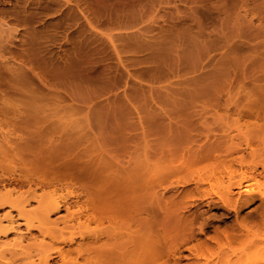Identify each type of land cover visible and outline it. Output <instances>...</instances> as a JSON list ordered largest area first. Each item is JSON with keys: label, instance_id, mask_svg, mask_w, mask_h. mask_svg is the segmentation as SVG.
I'll return each instance as SVG.
<instances>
[{"label": "bare ground", "instance_id": "bare-ground-1", "mask_svg": "<svg viewBox=\"0 0 264 264\" xmlns=\"http://www.w3.org/2000/svg\"><path fill=\"white\" fill-rule=\"evenodd\" d=\"M228 34L227 37L230 39ZM217 42H214L215 46L222 43ZM262 50L264 51V48ZM207 51L205 54H208ZM234 51L235 49L232 51L233 54ZM228 52L230 53V51L225 53ZM191 60L193 59H190V62ZM257 64L261 73L264 72L263 57ZM226 65L227 60L220 65L219 71L215 72L213 67L215 71H210L211 73L208 71L210 73L208 77L212 79V89L186 94L183 98V102L186 103L181 107L152 114L144 122L142 131L147 147H151L149 137L153 129H159L161 134L165 135L166 142L162 146H165L163 148L166 152H163L166 155L162 157L163 153L159 152L161 159L157 158L162 161L163 166L157 169L153 168L155 162L151 163L152 159L149 157L143 160L146 163L145 170L134 167L124 173L116 172L117 167L107 158L103 157L96 161L91 154L97 155L104 145L100 147L98 141L95 143L89 140L88 131L82 133L85 129L80 125L75 127L62 125L59 120L57 122L45 116L31 119L23 117L21 121L16 119L11 122L5 121L6 127L0 125V264H17V261L18 264H22L31 256L26 254L30 248L40 247L43 250L46 237L52 242L67 246V249L60 246L55 249L60 264H264V190L242 189L247 186L248 180L256 181V176L264 180V84L257 85L253 76L252 82L254 81L256 85H251L253 87L248 90L241 88L240 91L234 92L235 94L232 93L230 98L227 97L229 98L227 109L230 105L237 109V116L231 120L232 123L228 122L230 114L227 110L224 114L218 115L213 123L199 122L200 125L193 123L192 113L184 114L185 107L198 98L206 97L209 101L217 102L219 90L227 83V77L230 75ZM238 66L239 64L236 68ZM238 70L236 71L239 72ZM243 74L246 75L244 71L241 75ZM193 82L197 83L196 80ZM201 85L203 87V84ZM241 99L245 101L244 104ZM181 102L177 101L176 104L180 105ZM98 107L95 109L103 113L104 110ZM111 111L114 113V110ZM172 114H175V117ZM124 117L126 115L122 119L125 123L127 120L124 121ZM117 118L115 115L116 122L109 130L110 133L99 137L102 139L99 141H103V144L115 142L119 144L117 151L123 152L126 151L128 134L125 136L124 126ZM164 118L168 119L167 123ZM141 120L139 119L140 123ZM173 120H177L176 125L172 124ZM223 125L226 129L219 137L215 130L217 127L222 128ZM100 128L102 129L103 125ZM232 128L240 135L239 141L234 140L238 134H231ZM201 136L205 140L198 143ZM84 143L88 146H84ZM159 146L161 147L160 144ZM149 149L147 150L150 151ZM183 151L188 155L182 157L183 160L180 161L177 156L183 155ZM156 165L159 166L160 163ZM258 167L262 171L257 172ZM184 171L185 175H182L183 178L177 183H193L192 188L172 192L170 196L164 192L166 187L162 188L164 191L159 192L160 194L155 190V185L161 186L172 176ZM224 179H227L228 183L222 190L205 189L201 186L203 183H209L211 186ZM257 201L258 205L245 216H240L244 209ZM210 210L220 211L218 217L222 218L223 222L229 220V215L232 214L233 224L219 229L215 236L206 235L207 221L211 217L207 216V212ZM255 212L259 217L258 221L254 219ZM18 220H23V223ZM74 220L76 223H72ZM103 220L108 221L110 230L99 229L100 232L97 234L86 232L87 237L92 238L80 235L81 241L75 247L71 245L72 238L68 240L61 238L65 231L71 232L75 228L88 227L92 222L102 224ZM129 221L134 225L132 231ZM21 225H24L25 231L21 230ZM194 227H197L199 234L204 235L203 238L197 237ZM33 230H36L41 238L34 236ZM9 234L14 237L4 242L2 237L5 238ZM100 235H105L106 239L102 240ZM3 250L8 251L11 257L6 259L1 256ZM72 252L76 257H82L84 261L78 262L71 256ZM20 254L23 258L19 256ZM54 257L50 253L41 254L37 264L57 263ZM26 263L34 264L33 261Z\"/></svg>", "mask_w": 264, "mask_h": 264}, {"label": "rangeland", "instance_id": "rangeland-1", "mask_svg": "<svg viewBox=\"0 0 264 264\" xmlns=\"http://www.w3.org/2000/svg\"><path fill=\"white\" fill-rule=\"evenodd\" d=\"M237 26H239L238 29H235ZM198 30L201 33H198ZM263 32L264 0H0V125L6 127L5 121L11 122L15 119L21 121L23 117L31 119L41 116L54 121L59 120L62 125L74 127L80 125L85 129L82 133L88 131L89 140L99 142L100 147L104 145L102 149H99L100 153L97 152L98 157L96 153L89 152L96 161L103 157L107 158L113 166L117 167V170H115L116 167L114 168L116 172L124 173L131 171L134 167L145 170L146 163L143 160L149 157L152 161L154 160L151 163L155 162L153 168L157 169L163 166L160 161L161 154L163 153L162 157L166 155L163 152H166L163 148L165 146H162L166 142L165 135L161 134L159 129H153L149 137L151 147H147L143 139L144 122L152 114H160L162 111H172L175 107H181L183 103H186L183 102L186 94L212 89V79H209V74L215 70V72L219 71L220 65L227 60L226 67L230 75L225 83L227 86L224 85L219 90L217 102L209 101L206 97L198 98L188 104L189 106L184 109L186 111L183 112L184 114L192 113L193 123L200 125L199 122L213 123L218 115L224 114L227 110L230 114L228 122L232 123L231 120L237 116V109L234 105H230L227 109L230 96L241 88L248 90L256 83L264 84L262 82L264 72L261 73L257 64L262 57L264 60ZM227 34L230 35V39ZM194 36L197 42L193 39ZM204 39L208 42L209 39L212 42L215 39L214 42L222 41V43L219 45L217 42L218 45L215 46L214 42L206 43ZM210 48L213 49L210 50ZM231 49H235L236 52L234 51L233 54ZM226 50L230 53H225ZM201 51L203 53H200ZM205 51L208 54H205ZM250 53H252L251 57ZM250 58L256 60L252 62ZM190 59L193 60L190 62ZM237 59L243 61L240 62ZM240 65H243L245 69L247 66L248 68L242 69ZM242 71L247 76L243 74V77ZM252 78L257 82H252ZM193 79L197 83H194ZM177 101L182 102L178 105ZM240 101L245 103L242 99ZM97 107L104 110L103 113L95 109ZM111 110L117 114L112 113ZM123 113L126 115L124 121L126 119L130 124L122 121L125 116ZM115 115L120 119L117 118V121L124 126L125 136L127 134L129 136L125 143L126 151L123 152L117 151L119 144L115 142L103 144V141H99L102 140L99 137L110 133L109 130L116 122ZM172 116L175 117V114ZM139 119H142L141 123ZM164 119L167 123L168 119ZM176 122L177 120H173L172 124L176 125ZM225 129L223 125L222 128L217 127L215 132L220 137ZM231 134L237 135L238 132L232 128ZM204 140L201 136L198 138V143ZM234 140L239 141L240 135L238 134ZM187 155L186 151H183V155L178 154V160L182 161V157L185 158ZM157 157L160 159L158 160ZM156 163L160 165L157 166ZM260 171L262 169L258 167L257 172ZM182 175H185V171L172 176L161 186L155 185V190L161 193L164 191L162 188L166 187L164 192L170 196L172 192L192 188L193 183H177L183 178ZM255 178L256 181L248 180L247 186L242 189L264 190V180L259 176ZM227 183V179H224L211 186L209 183H203L201 186L205 189L222 190ZM258 204L257 201L244 209L240 216H245ZM219 213L220 211L216 210L207 212V216L211 217L207 221L206 235L215 236L219 233V229L233 224L232 214L229 215V220L223 222L222 218L218 217ZM61 214L64 213L61 212ZM254 215V219L258 221L257 212ZM18 221L23 223V220ZM132 224L131 222V231L134 228ZM20 227L22 231H25L24 225ZM99 229L110 230L108 221L103 220L102 224L92 222L88 227L75 228L71 232L65 231L61 234V238L65 240L72 238L71 245L75 247L81 241L80 235L88 238L86 232L97 234L100 232ZM194 232L197 237H204L197 232V227H194ZM32 234L38 239L41 238L36 230H33ZM100 236L102 240L106 239L105 235ZM13 237L14 235L9 234L5 238L2 237V240L10 241ZM44 241L43 250L40 247H34L26 251L27 255L31 254L30 260L26 261L37 264L41 254L50 253L55 256L54 261L57 263L54 264H60L59 258L55 255V249L59 246L67 249V246L52 242L47 237ZM184 254L187 253L184 252ZM10 255L6 250L1 251V256L6 259L10 258ZM71 256L78 262L84 261L82 257H76L74 252ZM26 261L23 263L27 264Z\"/></svg>", "mask_w": 264, "mask_h": 264}]
</instances>
